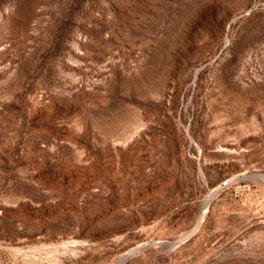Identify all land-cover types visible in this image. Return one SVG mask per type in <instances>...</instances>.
<instances>
[{"label": "rangeland", "instance_id": "obj_1", "mask_svg": "<svg viewBox=\"0 0 264 264\" xmlns=\"http://www.w3.org/2000/svg\"><path fill=\"white\" fill-rule=\"evenodd\" d=\"M136 245L264 264V0H0V264Z\"/></svg>", "mask_w": 264, "mask_h": 264}, {"label": "bare ground", "instance_id": "obj_2", "mask_svg": "<svg viewBox=\"0 0 264 264\" xmlns=\"http://www.w3.org/2000/svg\"><path fill=\"white\" fill-rule=\"evenodd\" d=\"M137 246V245H136ZM142 246V245H141ZM139 249H141V247L138 245L137 247H135V248H133V249H131L130 251H128L127 253H123L124 255L123 256H121L122 257V259H124L125 257H129V256H131L133 253H135L136 251H138ZM123 261V260H122Z\"/></svg>", "mask_w": 264, "mask_h": 264}, {"label": "water", "instance_id": "obj_3", "mask_svg": "<svg viewBox=\"0 0 264 264\" xmlns=\"http://www.w3.org/2000/svg\"><path fill=\"white\" fill-rule=\"evenodd\" d=\"M128 257H125L124 259L121 258L122 264H125V262L127 261Z\"/></svg>", "mask_w": 264, "mask_h": 264}]
</instances>
